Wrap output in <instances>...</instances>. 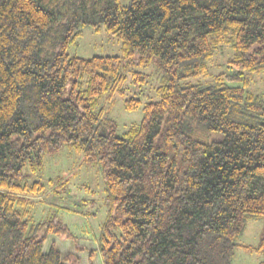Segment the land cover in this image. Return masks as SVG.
Masks as SVG:
<instances>
[{
    "label": "trees",
    "instance_id": "obj_1",
    "mask_svg": "<svg viewBox=\"0 0 264 264\" xmlns=\"http://www.w3.org/2000/svg\"><path fill=\"white\" fill-rule=\"evenodd\" d=\"M103 26L121 55L69 54ZM222 44L231 71L211 74ZM127 71L160 82L157 100L124 99L143 117L121 135L106 100ZM263 71L264 0H0V264H81L55 239L83 251L80 237L33 212V174L63 147L101 168L103 264H232L237 247L264 264V225L257 246L239 242L264 222V91L251 89Z\"/></svg>",
    "mask_w": 264,
    "mask_h": 264
},
{
    "label": "rangeland",
    "instance_id": "obj_2",
    "mask_svg": "<svg viewBox=\"0 0 264 264\" xmlns=\"http://www.w3.org/2000/svg\"><path fill=\"white\" fill-rule=\"evenodd\" d=\"M128 2L129 0H121L122 4ZM68 52L71 55L88 58L94 55H121L123 51L121 41L103 26L99 31L86 27L77 41L69 46ZM232 56L233 47L230 44H222L210 62L211 74L231 71L228 60ZM141 70L148 72L151 69ZM126 73L128 78L124 84L125 93L117 91L106 100V105L111 111L110 115L117 122V131L121 135L127 131L130 124L140 122L143 117L142 107L126 109L124 99L138 96L143 103L157 100L155 87L160 82L159 75L154 72L146 82L141 81L140 83L133 82L131 72ZM254 77L251 89L255 92L264 91V71L255 73ZM207 78L209 77H202V79ZM224 136L223 132L210 131L204 139L207 141L220 140ZM44 162L43 172L33 174V179L41 180L45 184L43 195L35 197L33 212L36 220L50 216L57 217L76 236L80 237L79 243L86 247L85 250L78 251L72 239L55 238L62 252L64 254L76 252L82 258L81 264H90L89 252L94 250L96 253L93 263L103 264L97 251V238L100 235L101 224L107 215L108 206L100 166L95 163H84L80 153L67 147H63L56 154L46 155ZM263 225V218L250 220L239 242L244 245L257 246L261 239ZM51 239L46 242L45 249L49 247ZM261 259L262 255L256 251L237 247L232 264H259Z\"/></svg>",
    "mask_w": 264,
    "mask_h": 264
}]
</instances>
